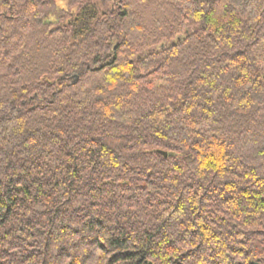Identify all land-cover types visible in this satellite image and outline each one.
<instances>
[{"label":"trees","instance_id":"obj_1","mask_svg":"<svg viewBox=\"0 0 264 264\" xmlns=\"http://www.w3.org/2000/svg\"><path fill=\"white\" fill-rule=\"evenodd\" d=\"M0 264H264V0H0Z\"/></svg>","mask_w":264,"mask_h":264}]
</instances>
